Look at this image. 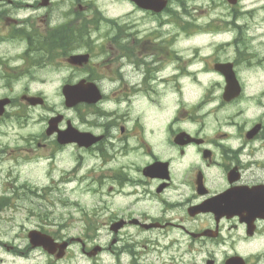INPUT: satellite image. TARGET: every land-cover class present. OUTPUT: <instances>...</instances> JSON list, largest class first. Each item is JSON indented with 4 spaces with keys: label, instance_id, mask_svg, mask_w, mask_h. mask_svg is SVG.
<instances>
[{
    "label": "flooded vegetation",
    "instance_id": "af4514ba",
    "mask_svg": "<svg viewBox=\"0 0 264 264\" xmlns=\"http://www.w3.org/2000/svg\"><path fill=\"white\" fill-rule=\"evenodd\" d=\"M120 1L126 7L115 28L106 0H0V87L20 94L7 113L27 122L31 107L20 96L42 95L37 108L46 122L61 114L57 132L70 128L89 141L62 143L57 133L46 134L43 121L39 134L22 136L25 152H46L61 206L72 207L62 199L71 185L96 197L77 212L101 223L88 232L104 229L110 237L101 249L109 264H142L120 260L131 247L123 237L132 232L169 254L166 263L144 264H226L232 255L264 264V57L219 61H231L233 71L200 67L197 111L182 102L172 110L173 93L187 91L196 75V57H183L177 44L188 39L191 22L203 25L202 16L184 0H166L159 11ZM239 65L251 67L260 84L247 85ZM229 74L239 83L232 96L224 95ZM66 86L100 97L71 107L51 103L46 93L61 96ZM52 225L58 234L60 220Z\"/></svg>",
    "mask_w": 264,
    "mask_h": 264
},
{
    "label": "rangeland",
    "instance_id": "374dc122",
    "mask_svg": "<svg viewBox=\"0 0 264 264\" xmlns=\"http://www.w3.org/2000/svg\"><path fill=\"white\" fill-rule=\"evenodd\" d=\"M184 1L188 9L197 17L201 16L202 11H207L208 16L203 20H207L210 17L232 18L231 9L224 3L219 5V0ZM108 2L107 11L110 17H114V15L122 11L123 6L120 0H108ZM240 3V11L236 12L237 18L234 21L242 26V30L246 34L245 45H239L240 49H242L241 54L237 55V46L233 44L234 37L238 35V28H235L233 25H227L224 31L220 33L212 31L206 34L199 33L198 31L195 32L196 29L191 26L188 39L185 41V36H181L182 40L180 39L178 42V49L182 47L183 50H179V52L183 57L185 55L196 57L195 66L191 68L194 69L195 74L197 72L196 69L200 72V67L202 66H205L206 70H212L211 63L219 60L232 57H264V0H241ZM198 21L201 22V19H198ZM219 24L224 26L223 22H219ZM108 47L111 48L110 44H108ZM260 64L264 68V61ZM238 69L241 76L246 78L247 85L260 84L256 82V78H253L256 74L249 71L251 67L246 68L243 65H239ZM192 79L193 77L189 79L188 93H175V95H172V110L174 109V102L175 105L177 102H182L184 106L189 107H191L192 103H196L199 85L197 82H193ZM4 92L6 90L0 87V94ZM48 95L50 96L51 103L57 106L60 105L57 93ZM27 112L30 115V119L24 124L17 123L14 119H6L0 122V152L3 151L0 153V195L6 194L5 192L9 185L10 191L7 192L9 194L8 202L10 206L15 205L14 207H18L9 208L10 206H8V209L0 213L2 218L12 219V221H0V241H5L0 243V264H55L56 261H52L49 255L40 249H34L28 259H20L6 255L8 253L5 249L6 246L12 244L16 247V254H20V250L24 249L28 243L26 237L27 230L44 224V222H41L42 220L57 221L59 218H62L64 219L63 222L68 224L73 218L75 225L73 226L72 224L71 228L64 227L62 233L64 235L68 233L73 237L83 236V226L81 224V217H78V209L75 206L63 207L60 205V201L53 200V195L47 198L46 194L42 193V188L54 186V181H56L58 173L48 170L49 165L42 156V154L46 153L45 151L41 152L37 149L35 152H25L23 147L26 146V142L22 140V136L39 134L42 128L39 117L45 114L41 109H29ZM34 155L36 158L30 162ZM68 165L69 163L66 162L63 167H68ZM11 186H14L16 190L11 188ZM28 187H31L33 193H36V195H33L28 190ZM66 189L63 191L62 196H68L71 202L75 201L86 208L96 198L89 193L81 194V190L78 191L81 189L79 185H71L66 187ZM74 190H77L79 193L71 194L70 192ZM69 216L72 218H68ZM76 217L78 218L75 219ZM46 227L50 230L57 229V226L54 225ZM125 236L126 234L123 237V241L127 245H131V248L137 251L143 250L144 247L143 256L146 260L151 259V262L155 260L154 257L156 254H154L151 244H146V241L150 239L147 238L149 236H135L133 232L131 235ZM85 241L91 247L95 245L96 241L98 242L96 244L106 245L110 242V237L105 235L101 230L97 238L96 236L85 237ZM2 243L6 244L2 245ZM131 255L129 252L123 254L124 260L129 262ZM167 255L166 252H163L159 256L167 262ZM110 259V256L106 253H101L96 258L85 257L81 252L80 244H78L73 245L65 260L58 264H94V262L95 264H108L112 261Z\"/></svg>",
    "mask_w": 264,
    "mask_h": 264
},
{
    "label": "water",
    "instance_id": "95a60500",
    "mask_svg": "<svg viewBox=\"0 0 264 264\" xmlns=\"http://www.w3.org/2000/svg\"><path fill=\"white\" fill-rule=\"evenodd\" d=\"M232 2H235V0H230ZM6 100H0V113L2 112V107L5 104ZM29 238L30 241L32 243L33 246H43L48 252H54L55 248H56V243L53 242V240H51V238H49V236L44 235V234H39L37 232H31L29 234ZM65 242H63L62 244H60L59 246H61L62 250L66 247ZM58 257L62 256V253L57 255ZM228 263L230 264H234L233 261H228Z\"/></svg>",
    "mask_w": 264,
    "mask_h": 264
}]
</instances>
